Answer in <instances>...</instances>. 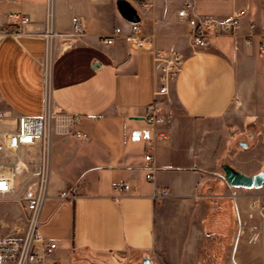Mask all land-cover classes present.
Wrapping results in <instances>:
<instances>
[{"label":"crops","instance_id":"0c3cea01","mask_svg":"<svg viewBox=\"0 0 264 264\" xmlns=\"http://www.w3.org/2000/svg\"><path fill=\"white\" fill-rule=\"evenodd\" d=\"M129 1L152 46L183 55L165 95L156 94L150 51L121 36L102 42L115 27L130 30L116 0H51L50 39L43 34L47 0H0V25L20 12L30 21L19 37L0 38V130H14L19 115L52 112L49 197L39 231L57 242L63 264H141L145 255L156 264H264V191L230 186L218 171L227 163L257 173L230 162V153L242 141L232 134L237 107L264 94L260 38L245 44L251 24L257 34L264 28V0H190L199 20L245 11L236 38L211 35L199 48L177 16L185 0ZM76 17L82 36L72 35ZM151 103L164 124L147 120ZM41 151V144L19 150L27 172L18 182L35 178ZM124 182L127 191L115 189ZM75 185L79 196L62 202L59 191Z\"/></svg>","mask_w":264,"mask_h":264},{"label":"built area","instance_id":"2783aa9c","mask_svg":"<svg viewBox=\"0 0 264 264\" xmlns=\"http://www.w3.org/2000/svg\"><path fill=\"white\" fill-rule=\"evenodd\" d=\"M245 11L241 10L237 14L226 19H204L199 20L195 16L194 4L190 0H185L177 11L178 18L187 24L188 36L195 48L204 47L209 43L211 35H228L237 37L241 25V17ZM16 18L14 23L0 25V38L11 36L19 37L25 32V27L30 22L29 17L20 13L13 14ZM43 34L46 39L56 35L53 28V9L51 0H47L46 17ZM256 25H250V31L245 35V44L251 45L253 38L259 36L258 52L264 56V28L260 33H255ZM85 32L81 19L75 18L73 22L72 35L82 36ZM123 40L132 48L137 50H148L152 53L157 64V79L159 87L157 95H165L169 91V86L176 79L184 65L183 55L177 51H167L162 48L152 46L151 40L143 34L139 22H130V30L123 32L121 27H115L113 33L101 37L106 45L114 43L116 37ZM157 103L147 106V120L153 125L165 123V117L161 114ZM4 116L0 112V118ZM52 112L46 110L42 115H19L14 130H0V153H11L13 156L8 159H0V200L8 199L16 190L18 177L27 172L26 163L19 157V150L24 146H34L41 144L42 151L40 162L35 178L25 185L23 199L26 209L29 212L26 232L22 236L0 234V264H63L55 257L58 247L53 239L46 238L39 231V220L46 200L49 197V173H50V143L48 132L50 130V120ZM79 136H83L78 134ZM160 136L167 138V133L161 132ZM147 178H153L152 167L149 162L152 155L146 154ZM130 185L127 182L116 184L115 189L127 191ZM78 185L59 191L58 198L65 203H73L79 196Z\"/></svg>","mask_w":264,"mask_h":264},{"label":"rangeland","instance_id":"374dc122","mask_svg":"<svg viewBox=\"0 0 264 264\" xmlns=\"http://www.w3.org/2000/svg\"><path fill=\"white\" fill-rule=\"evenodd\" d=\"M246 100L237 107L238 124L233 126L232 134L238 135L240 140L247 142L248 147H239L238 142H235L231 147L230 162L236 158L248 171L264 172V94H256ZM218 171L223 177L221 167ZM32 179L30 178L28 182ZM26 184L17 180L13 195L8 199L0 200V234L22 236L26 232L29 216L23 199ZM257 189L264 191V185ZM39 230L44 232L45 229ZM253 240L255 237L252 236L249 241Z\"/></svg>","mask_w":264,"mask_h":264},{"label":"water","instance_id":"95a60500","mask_svg":"<svg viewBox=\"0 0 264 264\" xmlns=\"http://www.w3.org/2000/svg\"><path fill=\"white\" fill-rule=\"evenodd\" d=\"M116 6L120 15L129 22H139L140 17L137 9L129 0H116ZM137 135V133L135 134ZM241 147H248V143L241 141ZM223 177L225 181L234 187H241L245 189L260 188L264 185V172H258L250 175L246 174L231 165L224 163L221 165ZM141 264H156L151 256L145 255L141 259Z\"/></svg>","mask_w":264,"mask_h":264}]
</instances>
